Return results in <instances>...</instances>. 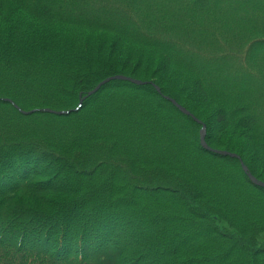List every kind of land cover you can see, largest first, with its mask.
Returning a JSON list of instances; mask_svg holds the SVG:
<instances>
[{"label": "trees", "instance_id": "1", "mask_svg": "<svg viewBox=\"0 0 264 264\" xmlns=\"http://www.w3.org/2000/svg\"><path fill=\"white\" fill-rule=\"evenodd\" d=\"M241 162L264 183V0H0V264H264Z\"/></svg>", "mask_w": 264, "mask_h": 264}, {"label": "water", "instance_id": "2", "mask_svg": "<svg viewBox=\"0 0 264 264\" xmlns=\"http://www.w3.org/2000/svg\"><path fill=\"white\" fill-rule=\"evenodd\" d=\"M115 79H123V80H129L133 83H136V84H143L142 81H139V80H135V79H132V78H129V77H126V76H115V77H111V78H108L106 79L105 81H103L102 83H100L94 90H92L91 92H89L88 95H92L94 93H96L104 84L108 83L109 81L111 80H115ZM158 91H160V88L157 87ZM172 102L180 109L181 112H183L184 114H187L189 116H193V114L191 112H189L185 107L181 106L180 104H178L175 100H172ZM81 106V104H80ZM79 106V107H80ZM43 111H47V112H53V113H57L59 115H63V114H68L69 111H53V110H49V109H43ZM34 111H31V112H26V111H23V113L25 114H29V113H32ZM195 118V117H194ZM196 119V118H195ZM197 122L201 123V121H199L198 119H196ZM206 126L203 125V128L201 130V144L204 148L210 150V147L208 146L207 142H206ZM214 152L220 154V155H224V156H231L233 158H239L240 157L237 155V154H233V153H230L228 151H220V150H215ZM242 163V166H243V169L244 171L248 174L249 178L251 179V181L256 184V185H259V186H263L264 187V183L263 182H260L259 180H257V178H255L250 172H249V169L247 166L244 165L243 162Z\"/></svg>", "mask_w": 264, "mask_h": 264}, {"label": "rangeland", "instance_id": "3", "mask_svg": "<svg viewBox=\"0 0 264 264\" xmlns=\"http://www.w3.org/2000/svg\"><path fill=\"white\" fill-rule=\"evenodd\" d=\"M206 139V138H205ZM207 142V141H206Z\"/></svg>", "mask_w": 264, "mask_h": 264}]
</instances>
